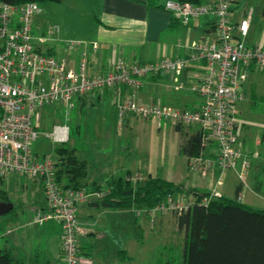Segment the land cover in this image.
Returning <instances> with one entry per match:
<instances>
[{"label":"built area","instance_id":"1","mask_svg":"<svg viewBox=\"0 0 264 264\" xmlns=\"http://www.w3.org/2000/svg\"><path fill=\"white\" fill-rule=\"evenodd\" d=\"M165 8L185 24L202 15H212V32L193 41L188 53L182 56L134 62L120 59L106 71L90 72L89 52L82 41H66L65 54L60 55L47 50L44 44L47 35L35 34L33 20L38 2L15 5L0 0V178L22 174L40 181L45 206L36 209L34 219L40 224L53 219L60 225L61 264H93V256L82 247V238L88 235L89 227L81 221L77 209L80 204L100 200L111 187L74 186L59 176L56 155L34 152L32 144L45 106L63 104L72 109L88 93L110 88L122 116L130 112L144 119L170 120L174 125L203 129L207 141L211 139L218 149L217 158L204 154L192 158V170L206 175L217 163L222 170L236 169L241 184L246 182L249 160L239 144L238 103L245 97L243 84L248 74L264 67V47L249 44L245 39L252 13L249 11L234 22L231 0L201 4L167 0ZM91 45L97 49V42ZM78 48L77 63L72 65L69 55ZM191 65L199 69L190 84L200 97L197 107L136 98L135 92L146 78L181 74ZM128 89L132 93L127 95ZM70 130L68 123H58L48 136L64 144L70 138ZM237 197H243L241 190ZM191 203V199L180 200L169 194L148 211L152 216L169 210L179 215Z\"/></svg>","mask_w":264,"mask_h":264},{"label":"crops","instance_id":"2","mask_svg":"<svg viewBox=\"0 0 264 264\" xmlns=\"http://www.w3.org/2000/svg\"><path fill=\"white\" fill-rule=\"evenodd\" d=\"M76 1V7L82 10L84 8L88 13V18L84 25V32L79 36L73 35V40L82 41L86 45L90 58V72L106 71L113 63L120 59H124L128 62L151 61L160 57H177L185 55L190 50V45L193 41L209 35L214 25V17L212 15H202L192 19L187 24L182 23L165 8V2L167 0ZM241 1L243 0H231V18L237 23L251 11L252 15L245 39L249 44L264 47V32L258 33L257 30L260 17L257 16L255 19L252 9L244 11L239 8ZM203 2H211V0H203ZM236 3H239V5H236ZM42 35L46 34L43 32L40 36ZM47 38L48 39L44 42L46 48H52L60 55L65 54L64 45L62 48L56 45V43L51 42L52 37L48 36ZM92 42H97L98 46L96 50L92 47ZM79 51L80 49L78 48L70 53V63L72 65L77 63ZM197 71H199V69H197L196 65H191L181 74L167 73L162 76H150L145 79L142 87L135 92V96L139 101H154L178 107L195 108L200 103V97L191 90L190 84ZM248 79L249 74L243 84L245 97L238 103L239 119L241 120L240 125L242 124V127L239 129V144L249 160L253 155L257 156V159L255 162L251 161L249 163L246 182L244 184L240 183L237 170L230 169L220 174V169L217 165H213L214 169L207 175L201 173L200 175L203 178L208 175L215 178V182H204L207 187L205 191H210L211 188L216 185L217 179L221 176L220 184L217 186L220 194L228 196L227 192H229L232 196L228 197H234L239 188V190L244 193L241 199L242 202L255 208H260L258 206L259 203H264V129L259 131L254 145L252 144V139L245 134V130L249 125L242 118L241 104L243 105L247 102V97L252 96L254 93L252 82L248 87H245V83ZM181 84L182 86H180ZM157 85L160 86L159 89H155ZM125 93L128 95L131 94L132 91L128 89ZM108 95H111L112 102L117 106L113 101L112 90L110 88L93 91L79 98L77 101L80 105V109H82L84 106L90 104V98L93 102V100H100L103 96ZM118 111L124 122L129 121L128 116L130 114L133 115L128 112L122 116L119 108ZM193 129L192 127L189 128L191 131H193ZM212 146H215V144L212 143V145H207L204 150V156L216 159L218 149L215 146L214 149L211 150ZM77 156L80 159L86 160V178L90 186L97 183L105 184L106 180L111 176L118 174L122 175L127 171H133L126 166L122 169H115V171H112L111 160L107 158L108 155L106 154H102V157L98 159L93 169L90 167L85 154L77 152ZM187 163L190 167V159L188 156ZM101 178H104V180ZM163 178L183 183L186 188L195 187L198 190H202L201 182L198 181L196 177L192 178V182L189 185L186 184V180H184L183 176L174 179H172V177ZM220 186L222 187L219 188ZM41 190L43 192V189ZM42 199L43 202L40 204L38 203L33 209L34 211L45 206V195ZM89 206L94 205L90 203L80 204L77 212L78 216L80 215L79 218L81 221L89 227V233L82 238V242L83 244L89 245V252L93 256V264H137L136 247L138 246V239L135 237L136 231L138 227H150L152 225L153 216L148 212L140 213L141 210H137L135 220L131 222L129 214L122 212L114 215L113 221L109 223V225L101 224L93 217L85 220L86 215L91 214ZM94 207L112 208L106 206ZM12 212L13 217H15L14 219H16L17 216H15V214L17 213L15 208ZM154 217L155 220L159 222L172 219L178 227L176 215H171L168 212H158ZM18 219L19 218L16 219V222H14V220L12 225L1 234L4 238V246L2 247L11 248L18 257L31 259L35 264H61L60 225L53 219L42 223L45 225L40 231L41 235H43L42 238L39 233L42 246L36 248L33 241L36 235L34 228L30 227L28 224L22 223V220L19 221ZM160 225L162 226L163 224L161 223ZM106 228L109 229L106 230ZM128 230L133 233L134 239L132 242L127 238L126 233ZM106 232H111L115 235V237L112 238L113 240H110L111 243L108 249L103 248L101 243V237ZM122 249L128 256L123 259L118 256V251Z\"/></svg>","mask_w":264,"mask_h":264},{"label":"rangeland","instance_id":"3","mask_svg":"<svg viewBox=\"0 0 264 264\" xmlns=\"http://www.w3.org/2000/svg\"><path fill=\"white\" fill-rule=\"evenodd\" d=\"M263 3L264 0H243L240 5L236 3L244 11L252 9L255 19L257 16L260 17L257 27L258 33L264 32ZM76 5V0H44L38 2L39 9L33 20L35 34L40 35L44 32L47 36L52 37L51 42L63 48L66 41L73 40V35L79 36L84 32L88 13L84 8L82 10ZM251 82L254 93L247 97V102L241 104V110L242 118L249 125L245 134L252 139L254 145L259 131L264 129V67L255 68L249 73L245 87H248ZM159 88L160 86L157 85L155 89ZM93 102L90 98V104L82 109H80L78 101L75 102V107L72 109H67L63 104L45 106L42 109L40 124L37 127V138L32 144L34 152L42 155H55V147L59 144L54 142L48 133L53 130L55 124L68 123L71 127L70 138L64 144L75 147L77 152L85 154L92 169L102 154H106L109 156L107 158L111 160L112 171L122 169L124 166L133 170L128 171L130 174L127 172L122 174L124 177H129L133 184L143 182L149 176L172 177V179L183 176L186 184L189 185L192 178L196 177L201 182V189L206 190L207 187L204 182H215L213 176L208 175L203 178L200 175L201 172L191 170L187 163V156L180 152V133L170 120L159 122L155 118L146 120L130 114L128 116L129 121L124 122L119 115L117 106L112 102L111 95L103 96L100 100H93ZM239 121L241 123L240 119ZM214 147L212 146L211 150ZM256 159L257 156L253 155L248 160L250 163L251 161L255 162ZM214 165L218 166L217 163ZM213 169V166L210 167L206 175ZM219 169L220 174L230 170H222L220 167ZM117 176L119 174L111 176L105 184L101 183L100 185L105 188L108 185V180ZM101 179L104 180V178ZM220 181L221 176L210 190L212 195L220 193L217 187ZM2 185L8 190L10 201L15 205L17 213L15 216L19 218V221L22 220V223L34 228L36 232L33 239L34 245L36 248L41 247L40 231L45 225L39 224L33 219L35 212L33 209L38 203L43 202L44 195L40 181L22 174H12L4 179ZM171 195L180 200L193 199V196L186 194L174 193ZM227 195L232 196L229 192ZM258 206L264 208V203H259ZM145 209L142 207L96 208L89 206L91 214L86 215L85 220L93 217L97 222L109 225L113 221L114 215L126 212L132 222L135 220L137 210H141L140 213H149L148 209ZM163 212L175 215L170 210ZM14 218L13 212L0 215V247L4 246V238L1 234L12 225L14 220L16 222L17 218ZM152 220L150 227H138L136 231L135 237L138 239V246L136 247L137 264H183L185 232L180 231L172 219L159 222L153 216ZM108 229L106 228V230ZM126 234L129 241L132 242L134 239L132 231L128 230ZM42 237L43 235H41ZM114 237L115 235L111 232L104 233L101 237L103 248L108 249L110 240Z\"/></svg>","mask_w":264,"mask_h":264},{"label":"trees","instance_id":"4","mask_svg":"<svg viewBox=\"0 0 264 264\" xmlns=\"http://www.w3.org/2000/svg\"><path fill=\"white\" fill-rule=\"evenodd\" d=\"M20 5L25 2L44 0H7ZM201 4L203 0H180ZM264 13V5H263ZM49 52H55L47 48ZM180 133V152L189 159L204 154L207 145L214 142L206 139L201 128L175 125ZM205 142H208L205 144ZM60 165L59 176L74 186H86L87 163L77 156L76 148L65 144L55 147ZM128 174H130L127 171ZM0 178V201H10L8 190ZM111 187L94 206L142 207L151 209L159 205L169 194L180 193L193 196L190 207L176 215L178 228L184 230L183 264H264V208H255L234 197L212 195L211 191L186 188L183 183L161 176H149L143 182L133 184L131 179L119 175L108 180ZM93 186V185H92ZM100 189L102 185L94 184ZM207 199V202H204ZM15 206L9 211L12 212ZM82 247L89 252V245ZM123 259L128 257L124 250L118 251ZM0 264H35L31 259L18 257L9 247H0Z\"/></svg>","mask_w":264,"mask_h":264},{"label":"water","instance_id":"5","mask_svg":"<svg viewBox=\"0 0 264 264\" xmlns=\"http://www.w3.org/2000/svg\"><path fill=\"white\" fill-rule=\"evenodd\" d=\"M13 207L12 201H0V215L8 213Z\"/></svg>","mask_w":264,"mask_h":264}]
</instances>
